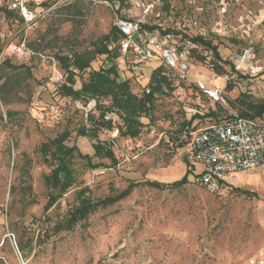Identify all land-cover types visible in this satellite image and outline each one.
Here are the masks:
<instances>
[{"label": "rangeland", "instance_id": "1", "mask_svg": "<svg viewBox=\"0 0 264 264\" xmlns=\"http://www.w3.org/2000/svg\"><path fill=\"white\" fill-rule=\"evenodd\" d=\"M7 9L8 2L0 0V264L264 262V165L238 173L234 185L211 193L194 182L203 166L185 140L191 131L264 100V74H236L225 63L250 47L264 66V0H48L31 25L10 18ZM119 17L180 32L172 33L176 46L203 36L222 58L194 43L186 56L189 72L169 73L170 87L141 117L136 137L121 134L118 113L115 120L103 119L114 110L110 99L96 103L62 90L68 73L61 57L101 46ZM11 40H25L27 51L8 56ZM119 53L120 78L141 95L162 62L140 63ZM105 64L106 54L97 55L90 68L77 71L74 88ZM200 84L219 90L220 98ZM100 123L99 139L113 149V160L95 156V140L78 134ZM64 131L70 133L67 143L92 161L76 155L72 184L61 191L51 180L52 140ZM184 179L182 187H169ZM120 194L72 229L56 231L82 199Z\"/></svg>", "mask_w": 264, "mask_h": 264}, {"label": "built area", "instance_id": "2", "mask_svg": "<svg viewBox=\"0 0 264 264\" xmlns=\"http://www.w3.org/2000/svg\"><path fill=\"white\" fill-rule=\"evenodd\" d=\"M6 1L10 8L18 10L24 21L31 25L37 20V9H41L48 0ZM115 25L124 35L120 43L123 57L132 54L139 57L140 63L155 59L170 70H178L183 77L189 72L190 65L186 56L194 45L192 40L176 46L172 43V33L164 34L159 28H145L139 21L126 17L117 18ZM27 49L25 40H11L5 46V53L8 56H20ZM232 64L236 74L251 77L264 74V66L256 62L255 53L250 47L235 54ZM200 85L212 98H220L219 90ZM146 89L149 92V88ZM116 118L118 114L115 110L106 112L103 116L105 121ZM185 140L189 154L203 166L201 173L195 175L194 182L211 193H218L223 188L234 185L238 173L264 165V116L231 114L220 122L191 131L189 135H185Z\"/></svg>", "mask_w": 264, "mask_h": 264}, {"label": "trees", "instance_id": "3", "mask_svg": "<svg viewBox=\"0 0 264 264\" xmlns=\"http://www.w3.org/2000/svg\"><path fill=\"white\" fill-rule=\"evenodd\" d=\"M46 3L44 4V6ZM6 14L10 18L20 17L23 20L22 15L18 10L12 9L8 6ZM148 29H155L157 26L142 25ZM166 33L180 32L172 29L162 31ZM124 35L117 29L116 25L111 28L109 33L105 34L101 40V46H97L93 51L85 53L73 54L71 59L61 57L65 62V66L68 73V81L62 85V90L66 95L74 96L75 98L89 99L93 98L98 103L100 98H108L111 100V107L117 111L120 115L123 126L119 129L122 135L128 137H136L143 127L141 121L142 116H147L157 94L163 93L165 88L170 87L169 73L172 71L168 69L163 63L156 66L153 69L152 79L148 82L147 89L141 95L133 92L129 80H123L119 76L117 58L120 56V43ZM191 40L198 45L210 49L215 58L222 61L221 55L218 50V46L213 44L211 40L205 39L203 36L192 37ZM106 54V64L99 70H92L89 75V79L83 81L81 88L75 89V76L78 72L81 74L87 68H90L91 63L96 59L97 55ZM229 65L230 70L235 72L232 62L225 61ZM223 70V67L221 68ZM78 71V72H77ZM168 72V73H167ZM223 72V71H221ZM240 115L247 117H262L264 116V100L258 103H252L248 105V109L242 111ZM229 117V116H228ZM227 118V117H226ZM225 119V118H224ZM104 127L103 123L97 125L92 132L87 129H80L78 134L90 137L95 140L93 143L95 153L97 157H108L113 160L114 151L111 147L99 139V131ZM70 138V133L64 131L59 136L52 140L54 151L52 153L53 159L56 162L51 180L54 187H59L61 191H65L69 188L73 181V170L71 168V161L79 155L92 161V157L89 155H83L76 144L69 145L67 143ZM44 153H47L48 146L46 143L42 145ZM187 180L181 181L169 187L179 186L182 187ZM165 187V186H163ZM241 191V190H240ZM250 193L248 191H243ZM123 197V195H115L114 197L93 200L90 198H84L80 204L71 212L69 218L55 226L56 231L64 229H72L80 221L86 219L89 214L98 209L99 207H105L109 203L115 202Z\"/></svg>", "mask_w": 264, "mask_h": 264}]
</instances>
